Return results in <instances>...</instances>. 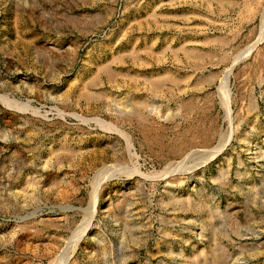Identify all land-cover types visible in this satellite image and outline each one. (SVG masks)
I'll return each mask as SVG.
<instances>
[{"label": "rangeland", "instance_id": "374dc122", "mask_svg": "<svg viewBox=\"0 0 264 264\" xmlns=\"http://www.w3.org/2000/svg\"><path fill=\"white\" fill-rule=\"evenodd\" d=\"M0 264H264V0H0Z\"/></svg>", "mask_w": 264, "mask_h": 264}, {"label": "bare ground", "instance_id": "6f19581e", "mask_svg": "<svg viewBox=\"0 0 264 264\" xmlns=\"http://www.w3.org/2000/svg\"><path fill=\"white\" fill-rule=\"evenodd\" d=\"M78 240H79V239H78ZM78 242H79V241H78ZM78 242L76 241V243H78ZM73 247H74V246H73ZM74 248H75V247H74ZM74 248H73V249H74Z\"/></svg>", "mask_w": 264, "mask_h": 264}]
</instances>
